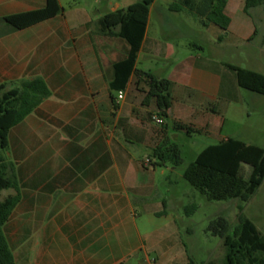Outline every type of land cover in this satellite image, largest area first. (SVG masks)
Here are the masks:
<instances>
[{"label":"crops","instance_id":"1","mask_svg":"<svg viewBox=\"0 0 264 264\" xmlns=\"http://www.w3.org/2000/svg\"><path fill=\"white\" fill-rule=\"evenodd\" d=\"M44 6L45 0H0V18ZM60 6L61 14L51 20L0 35V84L20 87L40 78L49 91L9 130L2 156L17 191H2L0 201L19 196L2 229L14 264H193L168 240L178 232L167 216L178 200L174 169L157 166L152 152L177 143L181 132L173 130V123L215 137L222 125L215 101L227 93L215 74L214 57L189 51L188 44L177 50L167 37L149 35L153 2L135 71L118 99V92L109 89L112 66L126 58L128 45L100 32L98 20L104 15L91 16L82 3L68 11ZM244 6L245 0H226L227 31L244 41L258 31L264 37V4L248 14ZM168 8L156 11L153 20L167 33L165 23L181 14ZM117 10L118 5L105 15ZM204 28L215 52V25ZM138 72L171 83L172 101L162 126L151 121L157 110ZM236 94L228 102L238 111ZM229 138L241 141L231 135L221 141ZM161 220L165 224L155 229ZM253 225L264 237V226Z\"/></svg>","mask_w":264,"mask_h":264},{"label":"trees","instance_id":"2","mask_svg":"<svg viewBox=\"0 0 264 264\" xmlns=\"http://www.w3.org/2000/svg\"><path fill=\"white\" fill-rule=\"evenodd\" d=\"M154 0H142L102 16L98 20L99 30L105 35H115L128 45L125 59L112 66L113 80L109 84L112 92L125 89L130 75L135 71L137 54L141 47L149 15ZM264 4V0H245L244 13ZM226 0H179L172 3L169 10L179 13L182 10L194 14L203 27L213 24L226 32L230 19L225 15ZM62 12L59 0H45L41 9L8 15L0 18L3 25L0 35L6 36L51 20ZM116 31V32H114ZM220 36L218 41H222ZM236 76L237 86L248 92L264 97V75L228 66ZM148 86L147 97L154 100L157 116L167 117L171 105V83L157 79L150 73L138 72ZM49 91L40 78L23 82L20 87L0 84V150L7 148V135L43 100ZM173 130L187 135L197 133L190 126L173 123ZM157 166L178 167L183 163L177 144L166 143L152 152ZM242 165L250 167L247 180L242 176ZM184 181L203 195L207 201L237 200L246 203L256 193L264 180V149L246 145L236 139H226L217 145L204 148L188 165L182 175ZM17 191V183L11 166L0 156V194L4 190ZM19 202V196L7 197L0 201V264H14L13 256L3 235V226ZM236 223L232 225L223 217L210 222L208 231L222 241L225 249L224 264H264V237L251 221L242 215L239 205ZM192 208L185 209L188 212Z\"/></svg>","mask_w":264,"mask_h":264},{"label":"rangeland","instance_id":"3","mask_svg":"<svg viewBox=\"0 0 264 264\" xmlns=\"http://www.w3.org/2000/svg\"><path fill=\"white\" fill-rule=\"evenodd\" d=\"M140 1L142 0H60L59 3L66 11L74 3H82L91 16H96L105 15L106 11L116 5L123 10ZM177 2L179 0H154L149 35L155 33L161 38L167 37V41L177 50H183V44H188L189 51L203 52L205 57L210 55L214 57L215 74L220 78L221 87L225 88L227 94L222 96L225 98L221 97L215 101V110L222 121L219 130L215 131V137L187 135L181 132L177 140L183 163L178 167H172L173 193H177L178 200L167 216L176 224L178 232L168 240L172 242V245L170 244L172 249L178 247L192 259L193 264H224L225 249L222 241L211 235L208 226L218 217H223L234 225L239 214L237 208L239 205L243 208L242 215L245 218L252 221L256 227L264 226V180L248 202L239 203L237 200L207 201L184 181L182 175L207 145H217L222 137L231 135L244 143L264 147V97L239 88L235 73L228 68L237 67L264 75V37L258 31L254 39L244 41L238 38L234 31L223 32L215 26L213 52L209 46L211 33L206 31L200 20L187 10H182L180 15L165 23L171 30L168 34L162 26L154 25L155 12L165 9L167 4L170 7L172 3ZM252 23L259 28L254 18ZM2 26L0 23V27ZM201 32L207 36H202ZM219 36H223L222 41H218ZM236 92L241 102L237 105L238 111L233 110L228 102L237 96ZM0 156H3L1 150ZM250 171L249 166L242 165V176L245 180L248 179ZM192 207L193 210L185 212V209ZM164 224L162 220L155 222L154 228L158 229Z\"/></svg>","mask_w":264,"mask_h":264},{"label":"built area","instance_id":"4","mask_svg":"<svg viewBox=\"0 0 264 264\" xmlns=\"http://www.w3.org/2000/svg\"><path fill=\"white\" fill-rule=\"evenodd\" d=\"M118 99H122L123 98V93L122 92H118ZM151 121L156 124L157 126H162L163 125V119L158 117L157 115H154L151 117ZM145 165H149V161L146 160L145 161Z\"/></svg>","mask_w":264,"mask_h":264}]
</instances>
